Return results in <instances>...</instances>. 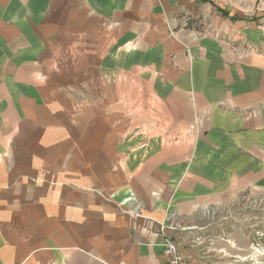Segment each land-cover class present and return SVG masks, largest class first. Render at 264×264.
I'll return each mask as SVG.
<instances>
[{
    "label": "crops",
    "instance_id": "crops-1",
    "mask_svg": "<svg viewBox=\"0 0 264 264\" xmlns=\"http://www.w3.org/2000/svg\"><path fill=\"white\" fill-rule=\"evenodd\" d=\"M248 191L264 0H0V264H161Z\"/></svg>",
    "mask_w": 264,
    "mask_h": 264
},
{
    "label": "rangeland",
    "instance_id": "rangeland-1",
    "mask_svg": "<svg viewBox=\"0 0 264 264\" xmlns=\"http://www.w3.org/2000/svg\"><path fill=\"white\" fill-rule=\"evenodd\" d=\"M231 201L211 207L197 222L201 227L191 228L181 244L175 241L189 264H264V192Z\"/></svg>",
    "mask_w": 264,
    "mask_h": 264
},
{
    "label": "built area",
    "instance_id": "built-area-1",
    "mask_svg": "<svg viewBox=\"0 0 264 264\" xmlns=\"http://www.w3.org/2000/svg\"><path fill=\"white\" fill-rule=\"evenodd\" d=\"M163 246L165 253L161 264H189L175 241L168 239Z\"/></svg>",
    "mask_w": 264,
    "mask_h": 264
}]
</instances>
